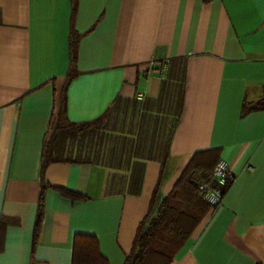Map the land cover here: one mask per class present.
<instances>
[{"label":"crops","instance_id":"0c3cea01","mask_svg":"<svg viewBox=\"0 0 264 264\" xmlns=\"http://www.w3.org/2000/svg\"><path fill=\"white\" fill-rule=\"evenodd\" d=\"M168 75L182 83L161 95ZM263 90L264 0H0V264H73L91 239L124 264L153 194L152 214L210 150L232 181L171 264H264ZM61 101L64 123L112 115L95 124L111 141L42 169Z\"/></svg>","mask_w":264,"mask_h":264},{"label":"trees","instance_id":"16d2710c","mask_svg":"<svg viewBox=\"0 0 264 264\" xmlns=\"http://www.w3.org/2000/svg\"><path fill=\"white\" fill-rule=\"evenodd\" d=\"M72 1V8L76 6V0ZM208 1V0H204ZM75 48L76 45H70V67L66 76V86L76 75L75 70ZM182 79H173L168 75L164 83V88L161 95L165 92H171L172 86L178 84ZM170 94V93H169ZM181 102V100H180ZM61 107L56 117L52 120L48 135L44 143L42 154V169L52 163H68L71 160H61L55 157L58 151L60 141H63L69 135H78L85 128H90L92 125L98 124L101 118L87 124L75 125L64 123V101H61ZM117 100L110 106V109ZM264 109V90L259 101L251 108L252 110ZM180 110V109H179ZM109 111V110H108ZM248 110L243 106L242 112ZM75 137V136H74ZM73 138V137H71ZM218 151L210 150L197 152L193 155L188 165L180 175L171 192L163 198L155 213L152 214L155 193L152 196L150 204V212L138 226L136 231L132 249L124 264H171L174 257L186 242L192 237L198 229L204 218L210 211H214L217 207H211L202 200L199 194V186L209 182L212 172L219 162ZM134 168L139 166L138 162L134 163ZM137 170V169H136ZM214 187V185H211ZM228 188V186H227ZM226 188V190H227ZM42 188L40 199L37 206V212L33 227L32 245L34 246L43 216V192ZM61 196L72 201L84 199L82 196L66 190H57ZM226 192V191H225ZM136 195L138 191L134 192ZM225 194V193H224ZM8 222L0 221V253L3 249L4 229ZM90 240V239H89ZM73 264H106L102 260L96 250V244L91 239L88 243V248L81 252L77 251V246L74 245Z\"/></svg>","mask_w":264,"mask_h":264},{"label":"built area","instance_id":"2783aa9c","mask_svg":"<svg viewBox=\"0 0 264 264\" xmlns=\"http://www.w3.org/2000/svg\"><path fill=\"white\" fill-rule=\"evenodd\" d=\"M162 73L165 69H161ZM138 101L143 100L142 95L137 96ZM232 176L228 164L224 160H219L216 164L209 182L199 186V194L203 201L211 207H217L221 204L227 186L230 185ZM211 185H214L212 187Z\"/></svg>","mask_w":264,"mask_h":264},{"label":"rangeland","instance_id":"374dc122","mask_svg":"<svg viewBox=\"0 0 264 264\" xmlns=\"http://www.w3.org/2000/svg\"><path fill=\"white\" fill-rule=\"evenodd\" d=\"M115 106V105H114ZM107 114L102 117V120L100 121V124L101 125H104L106 126V121L111 119L112 118V115L109 116L107 118ZM121 115V113L119 114ZM102 127V126H101ZM110 126H107L106 128H108ZM92 128V129H90ZM89 129L88 128H85V130L83 132H86L87 133V136H84V137H74L76 135H69V138L67 139V142H66V148L68 150H70L68 152V155H64L63 153L61 154H57L55 155V157H58V158H63V157H67V158H71V157H74L75 159H87L86 156H84V151H88V149H94L93 151L96 152L98 150V148H100L98 145L102 142V145H103V149L104 148V145H107L108 144V141L110 142L111 140L106 138L105 139V136L103 133H101V128L98 129V130H95L96 126L95 125H92V127H90ZM103 128V127H102ZM92 130V132H90ZM100 131V132H99ZM73 137V138H71ZM100 142V143H99ZM89 143V144H88ZM70 149V147H72ZM81 147V148H80ZM102 148V147H101ZM75 151V152H73ZM72 154V156L70 155Z\"/></svg>","mask_w":264,"mask_h":264}]
</instances>
